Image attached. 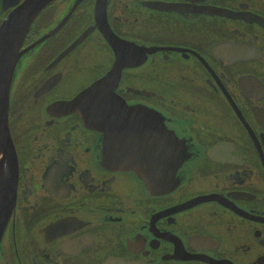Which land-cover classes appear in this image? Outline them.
I'll use <instances>...</instances> for the list:
<instances>
[{"label":"flooded vegetation","instance_id":"obj_1","mask_svg":"<svg viewBox=\"0 0 264 264\" xmlns=\"http://www.w3.org/2000/svg\"><path fill=\"white\" fill-rule=\"evenodd\" d=\"M21 50L0 264H264V0H52Z\"/></svg>","mask_w":264,"mask_h":264},{"label":"water","instance_id":"obj_2","mask_svg":"<svg viewBox=\"0 0 264 264\" xmlns=\"http://www.w3.org/2000/svg\"><path fill=\"white\" fill-rule=\"evenodd\" d=\"M51 1L25 0L0 27V153L4 151L0 161V190H13V194L16 188L15 149L8 122L11 84L16 64L24 53L21 50L23 40L35 18ZM12 201L14 199L9 198V203ZM6 220L5 214L0 213V238Z\"/></svg>","mask_w":264,"mask_h":264}]
</instances>
